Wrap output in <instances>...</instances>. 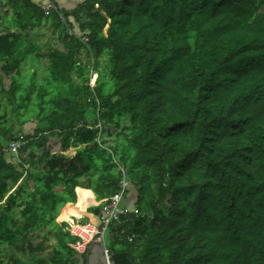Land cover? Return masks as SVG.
<instances>
[{
    "label": "trees",
    "instance_id": "trees-1",
    "mask_svg": "<svg viewBox=\"0 0 264 264\" xmlns=\"http://www.w3.org/2000/svg\"><path fill=\"white\" fill-rule=\"evenodd\" d=\"M6 1L0 62L10 82L5 88L0 75V145L24 143L20 162L0 152V244L26 256L0 264H42L43 241L29 239L50 222L48 261L89 264L88 251L67 244L75 239L67 223L55 219H71L65 204L78 205L75 190L87 198L94 192L96 203L115 193L116 160L129 180L124 200L135 209L109 226L111 264H264V0H75L51 15L66 51L48 53L42 84L19 78L21 63L39 48L22 30L48 15L34 0ZM73 25L85 42L67 33ZM103 53L112 79L100 75L90 87V69ZM7 108L16 117L10 124ZM30 117L43 125L15 131V122ZM110 124L119 131L107 144ZM43 132L59 137V152H50ZM71 143L79 147L68 158ZM57 183L72 197L61 199L59 214ZM90 208L98 212L100 204Z\"/></svg>",
    "mask_w": 264,
    "mask_h": 264
},
{
    "label": "rangeland",
    "instance_id": "rangeland-1",
    "mask_svg": "<svg viewBox=\"0 0 264 264\" xmlns=\"http://www.w3.org/2000/svg\"><path fill=\"white\" fill-rule=\"evenodd\" d=\"M60 1H64V0H60ZM0 6H1V11L3 13V20L0 23V30L3 32L5 31L3 29L4 25H6V18L11 14V7L8 5L6 0H0ZM57 7L59 8L60 6L57 4ZM65 9H69V8H65ZM52 13L49 14L47 16V18L43 19L42 23L39 26H34V27H26L22 30V33L25 35V37L27 38V40L34 42L35 44H37L39 46L38 48V55L35 57V53L29 55L20 65V71H21V75L19 76L20 80L22 82L26 83H30L33 82L35 84V82L37 84H42L45 80H46V76L48 74V72L46 71V67L49 64L47 55L48 53H50L51 51L55 50V49H59V50H63L66 51L65 48V43H66V39H64L63 36H59V32L61 31V29L58 30H54L53 27V22H52ZM63 22V21H62ZM9 29L11 31H18L17 26L15 25H9ZM107 28V25L104 27L103 32L105 33ZM76 33L77 35L80 33L79 29L77 28V26L73 25L72 29H68L67 33L72 34ZM80 63L84 64L87 61V53L85 51L84 48H80L78 50V54H77ZM91 57V56H90ZM92 58V57H91ZM1 64L2 62H0V75L3 77V85L5 88H7L9 86V82H10V78H9V74H4L1 70ZM93 66H94V70L91 73V76L89 78V84L90 85H94L95 82L99 81V79H97L98 77H100V75H102L103 77L106 78L107 81H111L112 79V75L109 73V69L112 68V62L110 60L109 54L108 53H103L100 55V57L98 58V62H93ZM91 65V64H90ZM87 68V67H86ZM88 69V68H87ZM47 72V74H46ZM13 73V72H10ZM71 78L73 83H79L81 84V82H83L82 79L77 78L74 76V72H70ZM56 83V82H55ZM108 85H110V82L106 83L104 85V92H107L106 88ZM52 87L53 90V84L50 85ZM91 87V86H90ZM33 94V93H32ZM115 98V97H114ZM112 98V99H114ZM0 102L5 104V95L3 93H0ZM94 109V108H93ZM94 112H96V107L94 110L89 109V114H90V118H92V115H94ZM29 112H23L22 114H20L19 119L24 118L28 115ZM6 115L8 116L7 118V124H10L12 121H14L16 119L15 115L10 114V109L7 108L6 109ZM33 117H30L28 120H26L24 123H19L15 122V131H20V132H25L27 130L31 131L30 127L36 126V127H41L43 125V123H41L38 120L32 119ZM127 119L128 116L126 117H122L120 122L122 125H126L127 124ZM106 126V125H105ZM110 130L111 135L110 137H107L105 139L107 144H111V141L115 142L116 140V132H118V128H115L113 124L109 125V128H107ZM18 134V133H17ZM121 139L122 137H118L117 139ZM60 139L57 136H54L52 138L49 139V143L47 144V147L49 148V150L52 151H56L59 152L60 151V143H59ZM79 146H76L74 143H71V145L69 146V148L66 150V152L64 151V154H68L69 153H73L72 151L75 149H77ZM70 148H72L71 152H70ZM59 150V151H58ZM97 174V172L95 173V175ZM87 180V176L82 178V181H86ZM13 189V188H12ZM54 191L57 193L58 197V206H57V211L59 212L60 210V205L62 204V198L64 199H72V197L70 196H66L67 192L64 191L61 186L60 183H57L54 186ZM89 194V193H88ZM95 195V194H94ZM77 199H78V205L76 203V206L73 209H69L68 207L70 205H72V203L68 202L67 204H65V207L67 208L66 212V216L67 217H72L75 216L77 218L82 217V214L84 213L85 209L90 206V205H94L96 204L95 198H97L98 196L95 195V197L93 195H89V198L86 197V194L84 193H80L77 195ZM128 199V198H127ZM68 206V207H67ZM134 206L131 207H127V210H133L135 209ZM81 214V216L79 217V213ZM13 213L15 215V217H19L17 208L13 209ZM81 221H84V218L80 219ZM55 221L58 223L59 221H57L55 219ZM51 223H48L47 225H41L39 227L38 230H33L31 231V236H30V243H32L33 245H35L36 243L43 241L42 245L44 246V250L40 251L38 254L40 255L42 261V264H51L48 261V256L51 255V248L55 243V237L53 235V233L50 231L52 230V228H49L51 226ZM109 227L105 230L104 232V244L105 245H109L110 241L112 240V236L110 235V231ZM46 231H48V233H46ZM123 233L122 230H118V234ZM121 240H123V237L121 238ZM139 241H134L131 244V248L132 247H137L139 245ZM99 248V249H98ZM101 248V251H100ZM87 254H95L98 253L100 251V253L102 254V244H98V243H91V245L88 246V250H87ZM99 256V261L100 264H105L104 262V257L103 255ZM20 257V259L24 258L26 256V252H23L22 254L19 255V253L17 251H15L14 246H6V245H1L0 244V258H2L3 260H8L9 258L11 259V257ZM89 258V257H88Z\"/></svg>",
    "mask_w": 264,
    "mask_h": 264
},
{
    "label": "built area",
    "instance_id": "built-area-1",
    "mask_svg": "<svg viewBox=\"0 0 264 264\" xmlns=\"http://www.w3.org/2000/svg\"><path fill=\"white\" fill-rule=\"evenodd\" d=\"M40 8L43 9L46 15H49L53 12H58L56 0H34ZM79 38L85 42V34H79ZM92 71H95L94 68L90 69V76ZM90 78V77H89ZM89 84V81H88ZM90 85V84H89ZM93 87L94 85H90ZM82 123H78L81 125ZM101 123H96V126H99ZM100 138V133L97 135V140ZM24 142L19 139L10 140L6 144L0 145V152H4L8 158L15 162H20L19 159V148ZM117 163V170L121 173V180L119 183L118 190L112 195L102 199L100 204V209L97 214V221L84 220L81 221V217L77 218L75 216L71 219L66 220L67 223L64 227L70 236H73L75 239L72 242L67 244L76 251V253L82 254L88 250V246L91 243L102 244V255L104 257L105 264H111L110 255L111 252L109 248L104 244V232L110 226L111 223L118 222L122 214H124L127 206L123 204L124 192L128 187L129 180L127 178V173L124 167ZM25 168L28 167V164L25 163ZM61 223V222H60ZM129 240L131 238L129 237Z\"/></svg>",
    "mask_w": 264,
    "mask_h": 264
},
{
    "label": "crops",
    "instance_id": "crops-1",
    "mask_svg": "<svg viewBox=\"0 0 264 264\" xmlns=\"http://www.w3.org/2000/svg\"><path fill=\"white\" fill-rule=\"evenodd\" d=\"M74 2H75V0H64V1H60V0H58V4H59V6H60V7H63V8H70V7L72 6V4H74ZM39 136L45 139V144L47 145V144L49 143V139L52 138V137H54L55 135H52V134L47 133V132H43V133L39 134ZM77 146H78V145H77ZM28 150H29V149H26L24 152H22V157L26 156V152H28ZM71 150H72V148H70V152H71ZM38 151H39V149H36V150H35V153H38ZM58 151H59V150H58ZM75 151H76V150L74 149V150L72 151V152H73L72 154L69 153V155H68V154H64V155H66L68 158H69V157H72V156L74 155ZM50 152H56V151H52V150H50ZM65 152H66V150H65ZM63 153H64V151H63ZM80 184H81V183H80ZM76 187H77V186H76ZM76 187H75V189H76ZM75 194H76V197H77L76 190H75ZM131 194H134V193H131ZM93 195H94V192H93ZM94 197H95V195H94ZM95 199H96V198H95ZM102 199H103V198H102ZM102 199L97 200V203H96V204L88 206V207L85 209L84 213L82 214V217H81V218H84L85 220H91V221L96 222V221H97V214H98L99 210H98V212H94L93 210H91L90 207H93V206L97 205L99 202L102 201ZM122 202H123V204H125L127 207H131V206H132L131 204H132L133 200L126 199V200H123ZM66 203H67V202H66ZM63 205H64V204H63ZM63 205L60 206V210H61V208H62ZM60 210H59L58 214L60 213ZM72 217H73V216H72ZM63 221H66V220L59 221L58 223L63 222ZM108 231H109V230H108ZM106 246H108V245H106ZM98 249H99V248H98ZM100 251H101V248H100ZM100 251H99L98 253H95V254H90V252H89V254H88V257H89V264H100V261H99V256H100V254H101ZM101 255H102V254H101Z\"/></svg>",
    "mask_w": 264,
    "mask_h": 264
}]
</instances>
